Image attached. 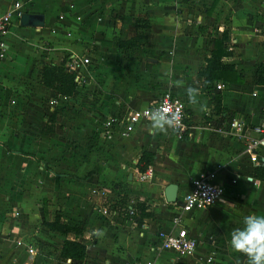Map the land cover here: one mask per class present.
<instances>
[{
    "label": "crops",
    "instance_id": "0c3cea01",
    "mask_svg": "<svg viewBox=\"0 0 264 264\" xmlns=\"http://www.w3.org/2000/svg\"><path fill=\"white\" fill-rule=\"evenodd\" d=\"M15 1L24 12L41 14L43 26L22 28L11 16L3 37L0 264H203L208 256L210 264H247L232 250L230 232L243 226L245 216L264 214V182L253 178L254 167L239 155L241 142L218 120H241L248 127L264 121V86L254 83L257 67L264 64V0H187L176 10L167 0L154 8L148 0H0V15ZM140 10L147 15L143 29L132 20ZM123 24L131 32L122 28L114 39ZM221 35L231 52L224 62L242 76V83H213L223 85L214 93L197 72ZM66 58L65 65L71 58L88 63L79 68L75 94L61 99L39 85L38 74L43 65ZM176 80L183 86H176ZM187 86L200 88L206 110L188 102ZM164 92L184 108L188 133L182 140L171 130L151 134L148 122L124 135L122 126L104 128L107 117L123 120L132 110L153 105ZM215 95L220 114L213 111ZM144 153L151 155L147 181L139 180L138 171ZM217 165L214 183L223 188L221 199L207 209L181 213L190 180ZM169 183L177 186L174 204L165 203L162 195ZM97 187L107 192L106 199L92 195ZM107 200L114 212L102 216L99 209ZM128 201L143 202L151 216L137 225L124 210ZM176 216L179 227L196 241L193 254L184 258L157 250V234L175 232ZM55 217L78 228L80 235L48 231L43 223ZM93 229L104 235L97 237ZM64 240L83 244L85 257L60 260Z\"/></svg>",
    "mask_w": 264,
    "mask_h": 264
},
{
    "label": "built area",
    "instance_id": "2783aa9c",
    "mask_svg": "<svg viewBox=\"0 0 264 264\" xmlns=\"http://www.w3.org/2000/svg\"><path fill=\"white\" fill-rule=\"evenodd\" d=\"M24 13V6L15 1L6 11L5 14L0 15V59L5 55V45L3 43V37L9 28L11 16L17 18ZM60 18V17H59ZM79 18H76L78 20ZM88 63V59L82 58L81 60L71 58L65 67L76 75L75 81L79 84L81 82V75L79 74V68L84 67ZM223 89L222 84H213L212 92L218 93ZM64 99V98H61ZM55 100L49 101L50 105H54ZM160 106H171L182 113V126L177 130L172 131L177 140H182L188 133V126L186 124V116L184 108L180 101L173 97L169 92L161 94L160 98L151 106L132 110L129 112L123 120H117L116 117H107L103 124L105 129L112 128L113 126H122L123 135L129 133L133 126L139 122H148L146 112L150 108ZM223 116L219 117L218 125L224 124L228 128V134L230 137H234L241 142V152L239 155L245 156L248 162L253 166H262L264 163V121L248 127L244 121L230 119L223 121ZM220 169V166H215L213 170L204 171L198 173L194 178L190 180L188 190L183 193L180 203V211L183 214L189 213L193 210H204L212 206L215 202L219 201L223 196V188L220 185L214 183L216 179V171ZM149 173L144 171L139 174V180L147 181L149 179ZM233 183V182H232ZM92 195H97L99 198L104 199L107 192L104 190H92ZM132 202L128 201L124 206V210L128 216H132L134 210L132 209ZM110 207L106 210L105 207L99 209V213L102 216L112 214ZM180 217L176 216L172 220V225L177 227L175 232L158 233L159 240L157 250L159 251H171L177 257L184 258L191 256L196 249V241L193 237L188 235L187 230L183 227H179ZM17 246L23 245L20 242L16 243ZM27 247V246H26ZM25 247V248H26ZM27 253L30 255L33 253L32 248H26ZM66 263L69 260L65 261ZM211 257L203 259V264H210ZM133 264H153L150 261H136Z\"/></svg>",
    "mask_w": 264,
    "mask_h": 264
},
{
    "label": "trees",
    "instance_id": "16d2710c",
    "mask_svg": "<svg viewBox=\"0 0 264 264\" xmlns=\"http://www.w3.org/2000/svg\"><path fill=\"white\" fill-rule=\"evenodd\" d=\"M226 36L221 35L219 39L214 40L210 55L205 59V65L200 68L197 75L202 79L207 88H210L213 83L222 82L224 84H241L242 76L237 74L234 67L224 62L225 59L231 57V52L226 44ZM261 49L264 51V38L261 42ZM66 59L61 60L58 65L47 64L43 65L38 74V83L42 87L53 91L61 98H69L75 94L76 88L79 85L76 81V75L65 67ZM254 83L258 86H264V64H260L254 73ZM213 111L215 114H220L222 109L219 105V96L213 98ZM50 121V119H49ZM188 126V124H187ZM138 171L144 172L146 167L151 164V155L144 153L138 160ZM253 178L264 182V168L256 166L253 168ZM134 216H127L137 225L141 221L151 216L147 212V206L142 203H135L132 206ZM113 206H111V209ZM43 226L50 232L61 236L72 234L74 237L80 235L78 228H72L59 222V218L55 217L52 222H44ZM85 257V246L76 240H64L58 254V258L62 261H81Z\"/></svg>",
    "mask_w": 264,
    "mask_h": 264
},
{
    "label": "clouds",
    "instance_id": "9594fccd",
    "mask_svg": "<svg viewBox=\"0 0 264 264\" xmlns=\"http://www.w3.org/2000/svg\"><path fill=\"white\" fill-rule=\"evenodd\" d=\"M171 76V72H166ZM182 87L183 81L173 82ZM185 94L191 105H200V110H206L200 102L201 90L198 86H187ZM148 131L153 134H167L169 130L175 131L182 126V113L171 106L150 108L146 112ZM97 237L104 235V230L93 229ZM229 244L232 250L246 257L247 264H264V214H251L243 219V226L233 228L230 232Z\"/></svg>",
    "mask_w": 264,
    "mask_h": 264
},
{
    "label": "rangeland",
    "instance_id": "374dc122",
    "mask_svg": "<svg viewBox=\"0 0 264 264\" xmlns=\"http://www.w3.org/2000/svg\"><path fill=\"white\" fill-rule=\"evenodd\" d=\"M117 2H119L118 0H116ZM162 0H148V2H151V3H153V8L156 6V4L155 3H158V2H161ZM187 0H178V1H174V0H167L166 2L171 6V7H173V8H175L174 10H176V9H178V7H180L181 6V4L182 3H184V2H186ZM156 12V11H155ZM192 12H189L188 14L190 15ZM83 16V15H82ZM135 17H132V20H135L139 25L137 26V27H139L140 29H143V26L147 23V15L143 12V10H140L138 13H136L135 15H134ZM197 16V14H193V17H192V20H195V17ZM83 17H85V16H83ZM114 18V20H120V17L118 16H115V17H113ZM74 19V18H73ZM187 18L185 17V20H186ZM144 24V25H143ZM71 26H72V30H75L76 28H77V26H78V23L77 22H75L74 20L71 22ZM127 26V27H126ZM126 26H124V24L122 25V27L120 28V30H118V31H114V33H113V36H114V39H116L120 34H121V32H122V28L124 29V31H128V32H131L130 31V27H129V25H126ZM127 28V29H126ZM128 35H130V33H127ZM74 44V43H73ZM6 51V50H5ZM3 58H4V56H3ZM93 190H102V191H104L103 190V188H95V189H93ZM106 196H107V194H106ZM106 196H105V199H106ZM114 198H116V197H110L109 199H111V200H113ZM105 208H106V210L110 207V201L109 200H107V202H105Z\"/></svg>",
    "mask_w": 264,
    "mask_h": 264
},
{
    "label": "water",
    "instance_id": "95a60500",
    "mask_svg": "<svg viewBox=\"0 0 264 264\" xmlns=\"http://www.w3.org/2000/svg\"><path fill=\"white\" fill-rule=\"evenodd\" d=\"M18 23L22 28H41L43 26V16L41 14H29L24 12L18 17ZM176 193L177 186L173 183L167 184L162 190L164 202L167 204H174Z\"/></svg>",
    "mask_w": 264,
    "mask_h": 264
}]
</instances>
